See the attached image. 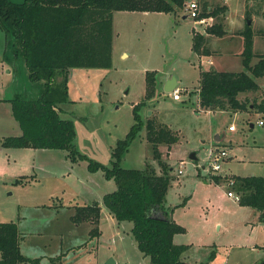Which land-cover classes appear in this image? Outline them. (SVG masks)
<instances>
[{
	"label": "rangeland",
	"instance_id": "obj_1",
	"mask_svg": "<svg viewBox=\"0 0 264 264\" xmlns=\"http://www.w3.org/2000/svg\"><path fill=\"white\" fill-rule=\"evenodd\" d=\"M204 1L214 5L223 0ZM227 1L230 16L241 17L243 28L248 19L243 18L244 0ZM254 2L260 5L259 12L251 14L250 23L260 41L255 40L254 50L260 52L264 43V0H253L245 11L247 7H254ZM185 14L182 9L113 11L111 66L71 68L68 99L57 104L60 116L73 120L76 149L109 165L117 139L125 136L135 120L132 107L144 96L145 71H157V92L139 112L143 122L147 117H156L157 122H164L178 137L170 146L160 143L158 149L162 161L170 166L171 175L163 204L184 227V231L173 236L174 242L186 245L181 258L189 264L205 260L209 264H262L264 221L258 219L253 207L225 194L232 188L223 177L231 173L264 176V126L256 123L264 118V112H258L251 105L264 93V76L257 79L260 89L247 94L246 111L199 110L195 93L200 66L211 67V64L207 63L206 55L200 58L191 48L192 32L207 29L210 23L196 22ZM210 20L213 22L215 18ZM229 33L234 34L232 39L212 40L226 50L219 60V64L224 63L220 68L241 70L240 56L230 53L239 45V37L235 31ZM1 43L0 29V46ZM9 57L12 58L11 53L4 56L0 48V99L37 97L43 81L29 79L22 55L16 58L15 67ZM256 59L253 57L252 62ZM172 76L177 79L178 87L186 89L181 91V101L168 95L160 84L162 78ZM243 96V93L238 95ZM8 101H0V140L15 134L13 131L18 126L17 121L13 123ZM147 108L154 113L148 114ZM217 133L221 135L218 143L214 140ZM212 146L227 151L219 171H209L208 150ZM153 151L143 127L130 141L121 166L141 168L150 163L159 171ZM193 151L195 159L189 157ZM216 173L222 178L220 185L212 179ZM115 188L114 178L107 177L101 167L89 168L85 158L72 160L66 150L34 147L0 150V221L18 224L22 253L38 257L41 264H101L108 257H113L115 264H154L148 256L141 260L132 234L123 231L107 215L103 195ZM91 199L99 201L102 211L101 234L92 239L88 236L86 220L74 222L70 218L75 205Z\"/></svg>",
	"mask_w": 264,
	"mask_h": 264
},
{
	"label": "trees",
	"instance_id": "obj_2",
	"mask_svg": "<svg viewBox=\"0 0 264 264\" xmlns=\"http://www.w3.org/2000/svg\"><path fill=\"white\" fill-rule=\"evenodd\" d=\"M184 0H0V28L5 34L4 56L11 53V62L19 55L24 58L28 77L42 80L43 88L37 97H11V110L17 120L20 134L5 135L2 147L54 148L67 151L72 160L87 159L89 168L101 167L107 177H113L116 188L103 195L107 210L122 223H131L130 231L138 249L154 264H189L181 258L186 245L173 241L177 232L184 231L164 207L163 201L171 181L170 166L161 159L160 143L170 146L177 141V134L154 117L141 120L140 108L157 92V71H145L143 98L132 107L134 122L123 138L117 139L110 164L107 165L78 151L74 145L73 120L60 116L57 104L68 99V77L75 67H109L112 64L113 23L112 12L183 10ZM204 1L199 16L212 15L215 20L206 32L223 35L222 20L226 4L207 6ZM246 8V17L259 12L260 5ZM257 6V7H256ZM243 49L240 52L243 69L217 70L200 66L198 85L199 104L204 108L246 110L247 98L240 92L260 89L258 78L264 76V52L253 51L255 31L245 22L240 30ZM191 48L200 56L212 51L205 34L192 32ZM257 60L252 62V58ZM252 106L264 112V93ZM153 147V158L160 170L146 163L143 167H123L121 159L130 141L141 128ZM232 190L239 195V203L258 211L264 221V176L231 175ZM217 183L222 179L213 174ZM16 180H21L16 178ZM71 220L89 221L90 237L98 236L100 205H75ZM21 232L15 221H0V264H41L38 257H28L20 249ZM59 256L57 257V259ZM55 260V258H51Z\"/></svg>",
	"mask_w": 264,
	"mask_h": 264
},
{
	"label": "crops",
	"instance_id": "obj_3",
	"mask_svg": "<svg viewBox=\"0 0 264 264\" xmlns=\"http://www.w3.org/2000/svg\"><path fill=\"white\" fill-rule=\"evenodd\" d=\"M222 3H224V4H226V6H227V8H226V12H225V15H224V18H223V20H222V28L225 30V33L223 34V35H218V36H216L215 34H211V33H209V32H206L205 31V28L203 27L202 28V30H198V29H194V30H197V31H199V32H201V33H203V34H205V36H206V39H207V44H208V46L210 47V49H211V53L210 54H207L206 56H207V63H210L211 64V67H204V66H202V67H204V68H214V69H217V70H230V69H224V67L223 68H220V66H223L224 65V63L223 62H221L220 64H219V60H220V58L221 57H223L225 54H226V50H224V49H222V48H219V47H217V45H215V43H213L212 42V40L213 39H215V38H217V37H219V38H222V37H227V38H229V39H232L234 36H231V35H234V34H230L229 33V31L230 30H232V31H235L236 33V35L239 37L238 39H239V45L237 46V48H235L233 51H230V53L232 54H234L235 56H237V55H239L240 56V58H241V55H240V52L242 51V49H243V38H242V35L240 34V30L242 29V22H243V19L241 18V17H232V16H230V7H229V4H228V1L227 0H223L222 1ZM251 3H253V0H252V2H248L247 0H244V2H243V6H244V12H245V14L243 15V18H245L246 17V11H245V7L247 6V4L249 5V4H251ZM255 3V2H254ZM142 12V11H141ZM144 12H147V11H144ZM184 16H186V15H184ZM237 25V26H236ZM1 29V28H0ZM2 31V30H1ZM114 27H113V36H114ZM3 32V31H2ZM255 40H256V42L257 43H260V41L258 40V37H257V34L255 33L254 34V37H253V51L255 52V50H254V45H255ZM5 41H6V39H5V34H4V32H3V43H1V46H0V48L2 49V53L4 52V50H5ZM230 41V40H229ZM262 51H260V52H255V53H261V52H264V43L262 42ZM259 46V45H258ZM199 56V55H198ZM201 56L202 55H200L199 57L201 58ZM255 58H258L256 55L254 56ZM216 59V60H215ZM253 59V58H252ZM257 60V59H256ZM255 62V61H254ZM242 63V62H241ZM12 65H13V67H15V64H14V62H12L11 63ZM170 78V77H169ZM168 77H164V78H162L161 80H160V84H161V86H162V89L164 90V85L166 84V82H167V80L169 79ZM177 80V79H176ZM178 83V82H177ZM176 86H177V84H176ZM258 91V90H257ZM171 91H169V93H168V95L169 94H171L170 93ZM240 93H243V98L242 99H244V98H246L247 97V94L249 93H252V91H249V92H240ZM172 95V94H171ZM182 95V94H181ZM195 95H197L198 96V89L196 90V93H195ZM239 95V94H238ZM173 98V97H172ZM181 98H182V96H180V98L179 99H175V100H177V101H181ZM198 98V97H197ZM240 98V97H239ZM9 100V98L8 99H0V101L1 102H5V101H8ZM9 103H10V101H8ZM198 102H199V98H198ZM252 102V101H251ZM8 103V104H9ZM251 105H252V103H251ZM10 107H11V103H10ZM156 108H157V106H156ZM156 108H155V111H156ZM202 108H204V107H202L201 105H200V109L199 110H201ZM148 110H149V112H148V114L152 111L153 113H154V111H153V109H149V108H147ZM146 109V110H147ZM158 109V108H157ZM204 109H206L207 111H211V110H223V109H209V108H204ZM199 110H196V111H199ZM225 111H228V110H225ZM246 111V110H245ZM156 113V112H155ZM13 117V116H12ZM156 118V117H155ZM17 120L14 118V120H13V123H15ZM164 123V122H163ZM252 124V123H251ZM15 125H17V124H14V126ZM253 125V124H252ZM15 127H17L16 129H14V133L15 134H20L21 133V128H20V126H19V124H18V126H15ZM230 130H234V128H232V129H230ZM216 135H218L219 137L218 138H215L214 137V140L218 143L219 142V139H220V137H221V135L219 134V133H217ZM215 135V136H216ZM0 150L2 149V148H5V147H2L1 145H0ZM35 148V147H34ZM61 150H63V149H61ZM66 155H67V151H66ZM230 175H236V174H230ZM217 184H219V183H217ZM220 185V184H219ZM222 186V185H221ZM228 190V189H227ZM227 190L225 191V194L227 195ZM228 196V195H227ZM228 197H230V196H228ZM232 198V197H231ZM233 199V198H232ZM234 200V199H233ZM234 201H236V200H234ZM238 202V201H237ZM96 203H98L99 205H100V218L102 217V211H101V204L99 203V201L98 200H95V199H91V200H88V201H86V202H84V203H82V204H96ZM75 205V204H74ZM248 206V205H247ZM105 207V206H104ZM251 207V206H250ZM105 209H106V213H107V215L110 217V218H112V219H115V217L107 210V208L105 207ZM73 210H74V208H73ZM255 210V209H254ZM255 211H257V210H255ZM256 213V212H255ZM257 215H258V211H257ZM116 220V219H115ZM88 223H89V226H88V231L90 230V228H91V223L89 222V221H87ZM99 222H100V220H99ZM116 222L119 224V222L116 220ZM17 224V223H16ZM121 225V227H122V230L123 231H125V232H128V233H131V231H130V227H131V223H129V224H127V226H125V224L124 223H122V224H120ZM17 227H18V230H19V226H18V224H17ZM99 230H100V226H99ZM20 231V230H19ZM100 234H101V230H100ZM100 234L98 235V236H91L90 237V235H89V232H88V236L92 239V238H98L99 236H100ZM133 237V236H132ZM134 239V238H133ZM21 242V241H20ZM257 244V243H256ZM133 245H134V247H135V249L140 253V257H141V260L143 261V259H145V257H147L146 255H144L139 249H138V247H137V243H136V241H135V239H134V242H133ZM261 247H264V244L263 245H261ZM148 259H149V257H148ZM150 261V260H149ZM243 264H257V263H255V262H253V263H248V262H246V263H243ZM262 264H264V262L262 263Z\"/></svg>",
	"mask_w": 264,
	"mask_h": 264
},
{
	"label": "built area",
	"instance_id": "obj_4",
	"mask_svg": "<svg viewBox=\"0 0 264 264\" xmlns=\"http://www.w3.org/2000/svg\"><path fill=\"white\" fill-rule=\"evenodd\" d=\"M203 1L204 0H184L183 3V10L187 12V16H191L196 20V22L199 23H205L207 21L208 23H212L210 19H213L212 15L209 16H199L202 7H203ZM208 7H210V4H207ZM186 90L183 87H178L176 86L171 90V94L173 99H179L181 96V91ZM257 124L263 125L264 126V118H259L256 121ZM234 128L233 125H229V129ZM227 156V151L225 148H219L217 146H212L208 150V163H209V171H219L221 169V160ZM183 165V162L181 161V166ZM179 173L182 172V169L179 168L178 170ZM218 174V173H216ZM228 186H231L233 184V178H230L227 182ZM227 195L232 197L234 200L239 201V195L235 193L232 189L227 190Z\"/></svg>",
	"mask_w": 264,
	"mask_h": 264
},
{
	"label": "water",
	"instance_id": "obj_5",
	"mask_svg": "<svg viewBox=\"0 0 264 264\" xmlns=\"http://www.w3.org/2000/svg\"><path fill=\"white\" fill-rule=\"evenodd\" d=\"M251 22V18L247 19V23ZM177 84V80L174 76L170 77L166 84L164 85V90L169 92L171 91L173 88L176 87ZM219 136L216 135L215 138H218ZM189 157L191 159H195L196 158V153L193 151L189 154ZM101 264H115V260L113 259V257H108L104 262H102ZM198 264H209V260H205V261H200Z\"/></svg>",
	"mask_w": 264,
	"mask_h": 264
}]
</instances>
